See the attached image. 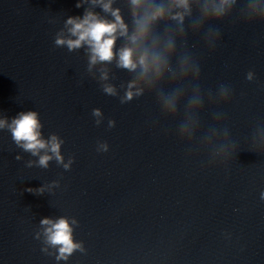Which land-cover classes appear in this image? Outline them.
<instances>
[{
    "label": "water",
    "instance_id": "1",
    "mask_svg": "<svg viewBox=\"0 0 264 264\" xmlns=\"http://www.w3.org/2000/svg\"><path fill=\"white\" fill-rule=\"evenodd\" d=\"M78 2L0 0V118L38 112L43 138L59 135L65 162L75 160L71 170L54 160L48 169L29 168L38 157L0 130V264H264V0L254 8L236 0L221 19L204 18L192 0L183 33L171 19L157 24L155 36L175 39L173 71L126 104L120 96L135 74L113 62L101 81L105 65L89 72L85 49L55 45L66 20L90 8ZM113 7L131 30L128 0ZM209 29L218 35L209 39ZM185 54L199 64V77L180 74ZM104 83L119 96L105 94ZM221 84L231 90L228 100L218 95ZM175 89L178 112L165 115L158 94ZM198 89L203 105L193 109ZM185 121L191 137L180 134ZM102 142L108 152L97 151ZM220 145L226 151L218 153ZM47 186L42 195L26 191ZM60 217L78 222L74 241L85 251L58 262L40 221Z\"/></svg>",
    "mask_w": 264,
    "mask_h": 264
},
{
    "label": "clouds",
    "instance_id": "2",
    "mask_svg": "<svg viewBox=\"0 0 264 264\" xmlns=\"http://www.w3.org/2000/svg\"><path fill=\"white\" fill-rule=\"evenodd\" d=\"M116 0H79L76 7L81 8L85 4H90L82 17H69L66 20V33L61 31L55 37L57 47H66L70 52L85 49L88 57V71L97 65L101 67L100 80H109V69L107 65L115 62L118 69L126 70L135 74L134 78L127 83L120 102L126 104L132 100L145 95V86L151 90L161 83L166 73L172 72L170 58L175 54V39L168 35L163 40L153 34L154 27L162 21L171 19L176 22L181 33L184 32L186 17H192V0H128L130 7L132 28L125 22L122 10L114 8ZM236 0H200V9L204 18L221 19L228 14ZM256 0H248V7L254 8ZM99 8L101 12L94 11ZM103 13L104 15H102ZM110 17V18H109ZM199 18L193 19V26L198 27ZM208 38L218 35V31L209 29ZM123 39L124 44L117 49V42ZM180 74L191 73L195 77L200 76L199 64L188 54L181 57ZM247 79H255L254 72H248ZM102 90L109 96H119L117 88L110 83L102 84ZM231 90L228 86L221 84L218 95L224 100L230 98ZM181 91L175 89L171 92L161 91L158 94L159 104L165 115L175 116L178 112ZM189 105L199 108L203 105V97L197 94L189 98ZM94 117H101L100 109H94ZM219 116V114H217ZM101 121L96 120L97 126ZM109 128L115 127V121L110 120ZM43 125L40 115L36 111L21 112L16 118L9 121L7 118H0V130H7L11 133L12 139L24 152L30 153L33 157H38L35 161H28L27 167L33 166L48 169L50 161H55L65 170H71L74 157L65 162L62 154V146L65 141L57 134H51L47 139L43 138ZM181 136L191 137L193 132L188 121L180 124ZM225 135L227 130L225 129ZM97 151L108 152L109 145L106 142L98 143ZM226 151V145H220L219 152ZM17 160L22 157L17 156ZM48 187L39 189H26L28 192L42 195ZM51 187H59V181H54ZM264 199V193H261ZM78 222L73 218L60 217L57 220L45 218L40 221L43 229V244L56 250V260L68 261L77 251L84 252L82 243L74 241L73 227ZM40 233H36V239L40 240ZM48 247H43L42 251L48 252Z\"/></svg>",
    "mask_w": 264,
    "mask_h": 264
}]
</instances>
